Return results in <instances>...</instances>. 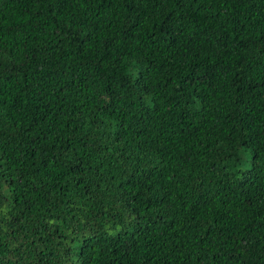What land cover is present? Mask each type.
Returning a JSON list of instances; mask_svg holds the SVG:
<instances>
[{"label": "trees", "instance_id": "16d2710c", "mask_svg": "<svg viewBox=\"0 0 264 264\" xmlns=\"http://www.w3.org/2000/svg\"><path fill=\"white\" fill-rule=\"evenodd\" d=\"M0 264H264V0H0Z\"/></svg>", "mask_w": 264, "mask_h": 264}]
</instances>
